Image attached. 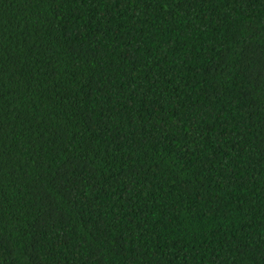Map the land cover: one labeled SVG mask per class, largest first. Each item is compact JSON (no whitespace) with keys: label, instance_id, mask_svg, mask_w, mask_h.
I'll list each match as a JSON object with an SVG mask.
<instances>
[{"label":"trees","instance_id":"1","mask_svg":"<svg viewBox=\"0 0 264 264\" xmlns=\"http://www.w3.org/2000/svg\"><path fill=\"white\" fill-rule=\"evenodd\" d=\"M0 264H264V0H0Z\"/></svg>","mask_w":264,"mask_h":264}]
</instances>
